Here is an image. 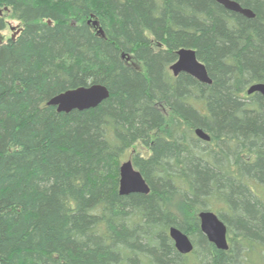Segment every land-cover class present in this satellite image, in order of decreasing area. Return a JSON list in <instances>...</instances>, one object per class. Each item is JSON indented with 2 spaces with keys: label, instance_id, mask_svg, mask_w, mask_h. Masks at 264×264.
Instances as JSON below:
<instances>
[{
  "label": "trees",
  "instance_id": "16d2710c",
  "mask_svg": "<svg viewBox=\"0 0 264 264\" xmlns=\"http://www.w3.org/2000/svg\"><path fill=\"white\" fill-rule=\"evenodd\" d=\"M233 1L255 17L214 0H0V34L18 24L0 39V264H264V98L246 94L264 84V0ZM180 49L211 85L173 76ZM91 85L109 92L94 109L46 106ZM136 145L150 192L121 196Z\"/></svg>",
  "mask_w": 264,
  "mask_h": 264
},
{
  "label": "water",
  "instance_id": "95a60500",
  "mask_svg": "<svg viewBox=\"0 0 264 264\" xmlns=\"http://www.w3.org/2000/svg\"><path fill=\"white\" fill-rule=\"evenodd\" d=\"M214 1L229 12L239 14L247 19H253L255 17L251 10L243 8L233 0ZM92 25L94 27H98V23L96 21L92 22ZM98 34L103 36L101 29H98ZM170 71L175 77L184 73L202 84H212L205 66L197 60L195 51L191 49H180L177 52V61L170 66ZM246 94L248 96L259 94L264 98V84L258 83L251 85L247 89ZM108 97L109 92L106 87L102 85H91L89 87H80L60 93L48 100L46 106L55 107L58 113H70L74 110L85 111L96 108ZM195 135L202 141H210L209 135L200 129L195 130ZM119 176V194L121 196H128L131 194H149V186L141 174L134 169L130 160L121 163ZM198 220L200 231L206 237L207 241L217 250L227 251L228 242L226 238V227L219 220L217 215L212 212H201L198 215ZM169 237L173 241L175 249L179 254L188 255L193 251V244L191 240L180 230L170 228Z\"/></svg>",
  "mask_w": 264,
  "mask_h": 264
},
{
  "label": "rangeland",
  "instance_id": "374dc122",
  "mask_svg": "<svg viewBox=\"0 0 264 264\" xmlns=\"http://www.w3.org/2000/svg\"><path fill=\"white\" fill-rule=\"evenodd\" d=\"M7 14H5V15H7ZM89 21H91V20H89ZM6 22H7V29L2 34H0V39L2 40V42L6 41L7 39L14 38L15 35L17 34V28H18L17 22L9 19V17H6ZM91 22H93V21H91ZM132 152H141L144 155L148 153L147 150L142 149V147H140L139 145H136L124 155V157L122 159V163L129 160Z\"/></svg>",
  "mask_w": 264,
  "mask_h": 264
},
{
  "label": "bare ground",
  "instance_id": "6f19581e",
  "mask_svg": "<svg viewBox=\"0 0 264 264\" xmlns=\"http://www.w3.org/2000/svg\"><path fill=\"white\" fill-rule=\"evenodd\" d=\"M89 22H91V21H88V23ZM94 22V21H93ZM208 74V73H207ZM209 77V76H208ZM210 78V77H209ZM197 130V129H196ZM202 212H211V211H202ZM201 213V212H200ZM200 213H198V215L200 214ZM212 213H214V212H212ZM215 215H217L216 213H214ZM218 217V216H217ZM219 218V217H218ZM220 220V219H219ZM221 221V220H220ZM222 222V221H221ZM223 223V222H222ZM224 224V223H223ZM225 226V225H224ZM226 227V226H225ZM226 231H227V228H226ZM205 237V236H204ZM228 237H229V235H228V231H227V235H226V238H227V241H228ZM206 238V237H205Z\"/></svg>",
  "mask_w": 264,
  "mask_h": 264
},
{
  "label": "flooded vegetation",
  "instance_id": "af4514ba",
  "mask_svg": "<svg viewBox=\"0 0 264 264\" xmlns=\"http://www.w3.org/2000/svg\"><path fill=\"white\" fill-rule=\"evenodd\" d=\"M228 242V241H227ZM229 248V247H228Z\"/></svg>",
  "mask_w": 264,
  "mask_h": 264
}]
</instances>
